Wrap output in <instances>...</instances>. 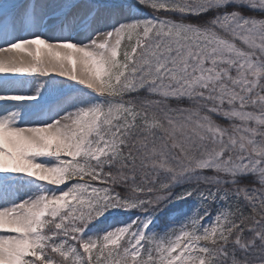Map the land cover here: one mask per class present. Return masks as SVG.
<instances>
[{
  "label": "snow or ice",
  "instance_id": "6c2138e0",
  "mask_svg": "<svg viewBox=\"0 0 264 264\" xmlns=\"http://www.w3.org/2000/svg\"><path fill=\"white\" fill-rule=\"evenodd\" d=\"M0 264H264V0H0Z\"/></svg>",
  "mask_w": 264,
  "mask_h": 264
},
{
  "label": "rangeland",
  "instance_id": "374dc122",
  "mask_svg": "<svg viewBox=\"0 0 264 264\" xmlns=\"http://www.w3.org/2000/svg\"><path fill=\"white\" fill-rule=\"evenodd\" d=\"M221 122L222 124H224V126H227V122L226 121H219ZM195 206V202L192 201L191 204L189 205H185V206H182V207H177L175 208L171 213H170V220L173 219V218H183L182 214H187V213H190L192 208ZM102 219V222L104 221V218H101ZM121 220L123 219H126L125 216H121L120 217ZM109 223H111V220L109 219L108 220Z\"/></svg>",
  "mask_w": 264,
  "mask_h": 264
},
{
  "label": "trees",
  "instance_id": "16d2710c",
  "mask_svg": "<svg viewBox=\"0 0 264 264\" xmlns=\"http://www.w3.org/2000/svg\"><path fill=\"white\" fill-rule=\"evenodd\" d=\"M146 11H149L150 10H146ZM192 201L190 202H183V201H177L175 205H169L167 209H165V212L164 214L159 218L158 220V223L159 224H164L166 223L168 220H170L169 216H170V213L177 207H182V206H185V205H189L191 204Z\"/></svg>",
  "mask_w": 264,
  "mask_h": 264
}]
</instances>
